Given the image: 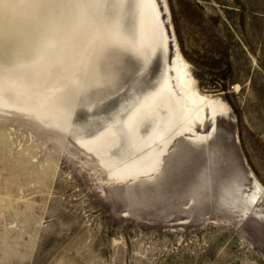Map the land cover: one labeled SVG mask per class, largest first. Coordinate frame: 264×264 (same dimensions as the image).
<instances>
[{
    "label": "rangeland",
    "instance_id": "374dc122",
    "mask_svg": "<svg viewBox=\"0 0 264 264\" xmlns=\"http://www.w3.org/2000/svg\"><path fill=\"white\" fill-rule=\"evenodd\" d=\"M155 1L174 50L162 38L147 67L110 51L104 86L80 99L69 131L0 110V264H264V0ZM54 4L49 40L91 25L81 0ZM175 57L224 111L210 115L206 141L172 135L159 174L112 180L78 135L101 129Z\"/></svg>",
    "mask_w": 264,
    "mask_h": 264
},
{
    "label": "bare ground",
    "instance_id": "6f19581e",
    "mask_svg": "<svg viewBox=\"0 0 264 264\" xmlns=\"http://www.w3.org/2000/svg\"><path fill=\"white\" fill-rule=\"evenodd\" d=\"M109 1L81 0L92 22L89 28L74 34L60 29L68 35L49 40L47 14L55 8L54 0H0V66L8 64V69L0 67V110L67 132L80 99L104 86L100 65L110 51L129 52L149 66L163 38L156 1L130 0L131 27L125 20L129 0H113L111 15L106 10ZM175 58L149 90L124 103L101 129L78 135L77 144L112 180L141 177L154 168L159 174L172 135L206 141L210 115L224 111L195 89L187 64ZM120 145L122 152L115 157L112 150Z\"/></svg>",
    "mask_w": 264,
    "mask_h": 264
},
{
    "label": "water",
    "instance_id": "95a60500",
    "mask_svg": "<svg viewBox=\"0 0 264 264\" xmlns=\"http://www.w3.org/2000/svg\"><path fill=\"white\" fill-rule=\"evenodd\" d=\"M163 44H164V50H165L166 54H167L168 50H170L171 52L174 50V47H172V48L171 47H167V41L164 38H163Z\"/></svg>",
    "mask_w": 264,
    "mask_h": 264
}]
</instances>
